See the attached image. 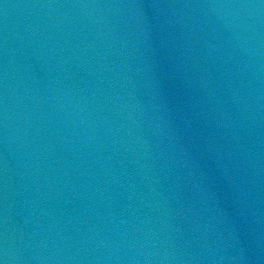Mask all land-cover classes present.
Wrapping results in <instances>:
<instances>
[{"label":"water","instance_id":"95a60500","mask_svg":"<svg viewBox=\"0 0 264 264\" xmlns=\"http://www.w3.org/2000/svg\"><path fill=\"white\" fill-rule=\"evenodd\" d=\"M0 264H264V0H0Z\"/></svg>","mask_w":264,"mask_h":264}]
</instances>
